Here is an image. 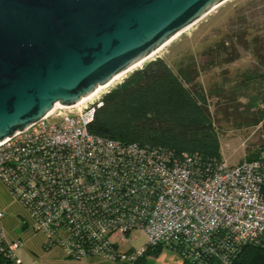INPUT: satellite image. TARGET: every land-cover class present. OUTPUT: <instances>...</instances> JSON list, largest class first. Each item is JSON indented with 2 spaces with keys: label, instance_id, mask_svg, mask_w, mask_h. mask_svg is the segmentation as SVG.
Instances as JSON below:
<instances>
[{
  "label": "built area",
  "instance_id": "2783aa9c",
  "mask_svg": "<svg viewBox=\"0 0 264 264\" xmlns=\"http://www.w3.org/2000/svg\"><path fill=\"white\" fill-rule=\"evenodd\" d=\"M103 91L54 109L0 141V179L44 235L45 250L98 264H148L169 248L182 264H231L245 244L264 246V153L210 169L199 156L91 132ZM0 211V264H23L20 238ZM145 236L140 248L121 243Z\"/></svg>",
  "mask_w": 264,
  "mask_h": 264
},
{
  "label": "water",
  "instance_id": "95a60500",
  "mask_svg": "<svg viewBox=\"0 0 264 264\" xmlns=\"http://www.w3.org/2000/svg\"><path fill=\"white\" fill-rule=\"evenodd\" d=\"M224 1L0 0V141L145 63Z\"/></svg>",
  "mask_w": 264,
  "mask_h": 264
},
{
  "label": "rangeland",
  "instance_id": "374dc122",
  "mask_svg": "<svg viewBox=\"0 0 264 264\" xmlns=\"http://www.w3.org/2000/svg\"><path fill=\"white\" fill-rule=\"evenodd\" d=\"M156 57H162L176 73L181 67L196 70V88L205 93L218 128L221 158L228 164L248 160L262 141L260 124L253 121L264 103V0L224 1L180 32ZM137 235L121 243L120 249L140 248L145 236ZM36 256L34 264H44ZM181 261L180 253L166 247L147 257L148 264Z\"/></svg>",
  "mask_w": 264,
  "mask_h": 264
},
{
  "label": "trees",
  "instance_id": "16d2710c",
  "mask_svg": "<svg viewBox=\"0 0 264 264\" xmlns=\"http://www.w3.org/2000/svg\"><path fill=\"white\" fill-rule=\"evenodd\" d=\"M196 75L192 67H181L176 73L162 57L146 62L103 95L89 129L122 142L156 145L177 157L199 156L203 168L207 164L214 168L222 160L218 128L205 93L196 88ZM253 122L260 124L262 141L248 160L264 153V103ZM161 250L147 251L141 260ZM231 261L264 264V246L245 244Z\"/></svg>",
  "mask_w": 264,
  "mask_h": 264
},
{
  "label": "crops",
  "instance_id": "0c3cea01",
  "mask_svg": "<svg viewBox=\"0 0 264 264\" xmlns=\"http://www.w3.org/2000/svg\"><path fill=\"white\" fill-rule=\"evenodd\" d=\"M5 213L1 225L11 239L20 238L22 248L18 251V258L23 264H34L38 255L44 264H98L94 259L72 260L64 256L59 248L45 250L42 246L44 235L33 232L22 224L26 212L15 201L0 179V211ZM161 252V251H160ZM153 256V255H151Z\"/></svg>",
  "mask_w": 264,
  "mask_h": 264
},
{
  "label": "bare ground",
  "instance_id": "6f19581e",
  "mask_svg": "<svg viewBox=\"0 0 264 264\" xmlns=\"http://www.w3.org/2000/svg\"><path fill=\"white\" fill-rule=\"evenodd\" d=\"M226 1V0H225ZM188 29V28H187ZM180 34V32H178V35ZM178 35L172 37L171 39H169L167 41V43L163 44V46H161L160 48H158L154 53H152L151 55L148 56L147 60H152L155 58L156 54L159 53L165 46H167V44L169 42H171L174 38H176ZM144 63V62H143ZM143 63H139V64H136L134 65L133 67L127 69L126 71H122L121 73L115 75L113 78H111V80L106 83V84H103V85H100L94 92L92 93H95V92H100L101 90L104 91L105 89L113 86L115 83H119V81L122 79V77H124L126 74L130 73V72H133L134 71V68H138L140 67Z\"/></svg>",
  "mask_w": 264,
  "mask_h": 264
}]
</instances>
